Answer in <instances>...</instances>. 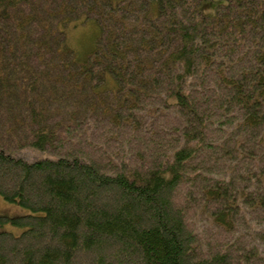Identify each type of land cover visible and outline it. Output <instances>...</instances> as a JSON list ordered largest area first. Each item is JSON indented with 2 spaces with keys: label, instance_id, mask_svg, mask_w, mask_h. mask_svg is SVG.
I'll return each instance as SVG.
<instances>
[{
  "label": "trees",
  "instance_id": "trees-1",
  "mask_svg": "<svg viewBox=\"0 0 264 264\" xmlns=\"http://www.w3.org/2000/svg\"><path fill=\"white\" fill-rule=\"evenodd\" d=\"M0 196V264H264V0H0Z\"/></svg>",
  "mask_w": 264,
  "mask_h": 264
},
{
  "label": "rangeland",
  "instance_id": "rangeland-1",
  "mask_svg": "<svg viewBox=\"0 0 264 264\" xmlns=\"http://www.w3.org/2000/svg\"><path fill=\"white\" fill-rule=\"evenodd\" d=\"M73 32H74V36H73ZM71 34L72 37L70 38V40L73 43L83 45L84 47L87 48L89 47V45H91V42L95 37L96 28L90 23L89 25L86 24L77 29L75 28L71 32ZM18 153L29 160L42 155L41 152L33 150L31 148H23L20 151L18 150ZM27 212L28 210L22 205L16 202L7 201L0 196V216L3 215L8 217H13L18 215H23ZM1 229L11 230L14 233H18L21 231L20 227H16L15 225H12L10 222L4 220L0 221V230Z\"/></svg>",
  "mask_w": 264,
  "mask_h": 264
}]
</instances>
